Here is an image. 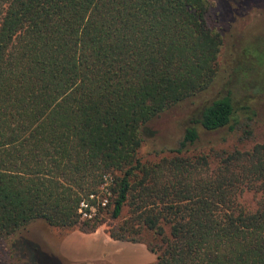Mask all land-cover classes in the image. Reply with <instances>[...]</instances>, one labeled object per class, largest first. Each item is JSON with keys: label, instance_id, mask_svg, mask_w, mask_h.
Here are the masks:
<instances>
[{"label": "trees", "instance_id": "16d2710c", "mask_svg": "<svg viewBox=\"0 0 264 264\" xmlns=\"http://www.w3.org/2000/svg\"><path fill=\"white\" fill-rule=\"evenodd\" d=\"M209 11L208 0H0V264H58L22 237L33 222L89 234L106 220L154 264H264V142L210 145L257 112L227 88L238 69L222 70ZM186 101L197 105L177 145L142 162L152 120Z\"/></svg>", "mask_w": 264, "mask_h": 264}, {"label": "rangeland", "instance_id": "374dc122", "mask_svg": "<svg viewBox=\"0 0 264 264\" xmlns=\"http://www.w3.org/2000/svg\"><path fill=\"white\" fill-rule=\"evenodd\" d=\"M208 1V26L224 37V47L219 58L222 70L230 64L239 71L235 74L237 80H232L227 88L240 91L241 94H237L236 99L247 96L253 101L250 107L257 112L248 128L247 122L242 120L235 132L223 131L220 134L218 138L221 140L225 137L226 143L213 144L218 139L212 136L209 137L213 142L210 145L215 149L227 146L247 149L254 143L264 142V0ZM245 49L246 57H243ZM240 59L247 61L239 64ZM196 105L193 101H186L152 120L150 125L156 131V136L142 144L138 153L142 162H155L168 156V150L177 145L188 116ZM249 130L253 138L246 142L245 135ZM94 216L95 214L91 218ZM91 218L82 216L85 220ZM109 223L111 222L106 220L95 232L84 234L77 229L61 230L36 221L27 227L22 237L35 245L45 257L54 259L58 264H154L156 257L145 245L112 240L106 233Z\"/></svg>", "mask_w": 264, "mask_h": 264}, {"label": "built area", "instance_id": "2783aa9c", "mask_svg": "<svg viewBox=\"0 0 264 264\" xmlns=\"http://www.w3.org/2000/svg\"><path fill=\"white\" fill-rule=\"evenodd\" d=\"M90 198H93V196H90ZM103 205L106 204V200ZM79 212L84 218H91L93 214H95V208L89 205V202L83 201L80 203V209Z\"/></svg>", "mask_w": 264, "mask_h": 264}]
</instances>
